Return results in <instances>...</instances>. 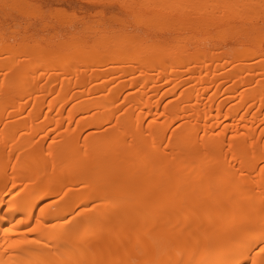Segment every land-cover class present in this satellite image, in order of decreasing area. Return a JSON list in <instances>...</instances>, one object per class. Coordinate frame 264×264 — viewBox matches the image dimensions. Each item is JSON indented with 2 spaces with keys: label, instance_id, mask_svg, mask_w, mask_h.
I'll return each instance as SVG.
<instances>
[{
  "label": "bare ground",
  "instance_id": "1",
  "mask_svg": "<svg viewBox=\"0 0 264 264\" xmlns=\"http://www.w3.org/2000/svg\"><path fill=\"white\" fill-rule=\"evenodd\" d=\"M122 4L132 33L0 48L33 58L0 59V264H264V0Z\"/></svg>",
  "mask_w": 264,
  "mask_h": 264
},
{
  "label": "rangeland",
  "instance_id": "2",
  "mask_svg": "<svg viewBox=\"0 0 264 264\" xmlns=\"http://www.w3.org/2000/svg\"><path fill=\"white\" fill-rule=\"evenodd\" d=\"M124 1L125 0H0V31H2L1 33H4V35L0 33V36L2 35L0 37V48L3 49V47H10L12 49V48L20 47L22 49L26 46H27V48L30 46L31 48H36V49L38 48L39 49L40 47H42V48L46 47V48H48V50H51L52 52H54L52 49H54V47L55 48L57 47V46H55L56 44H58L57 39H60V37L62 36L63 33H65L62 36L63 40H62V38L60 39V41H63V42H68V38H67L68 36H69V38H71L72 36H70V35H73V34L75 35V33H79V34H76L77 35L76 37H73L74 39L71 38L69 40V42H71V44H72L69 46L72 47L73 44L76 45V47H72V49H70V51L71 50L75 51V50H79V49H77V47L79 46V43L81 44L79 47H81L82 44L85 43V41H82L79 38H83V40L86 39V41H87L86 44L88 43V44H90V46H92L93 45L92 41H94L93 40L94 37H97L95 33L93 34V32L94 31L97 32L99 30V28L101 31H102V29L106 28L104 30L107 33L106 35H109L108 33H110V35H112L111 32L120 33L121 29L124 30L126 27L128 28L130 26L129 29H126L128 31V32L126 31V33H132V31L137 28V26H136L137 19H136V22L134 23L135 12H133L132 10H131V12H130V10H127L129 8H127L125 5L122 4V3H124ZM135 2H136V8L139 9L141 6L140 0H135ZM127 11H129V12H127ZM148 15H152V12H149V14H147L146 16H148ZM115 18H117L119 20L123 19L124 21L125 20L126 21L124 23V21L119 22V20H117V22H119V23H117ZM131 18L132 19L134 18L133 21L131 20ZM126 22H130V23H126ZM123 24L124 25L126 24L127 26L124 27ZM120 25H121V27H124V28L119 29ZM117 28L119 30H117ZM132 28H134V29L132 30ZM91 30H92V32H91ZM105 32H104V34H105ZM141 32L142 31H140V33ZM91 34H92V36H91ZM16 35H17V37H16V39H14ZM7 36H9L10 38ZM13 36H14V38H13ZM98 36H100V35H98ZM11 37H12V39H11ZM6 43L9 44V46L5 45ZM18 43L22 47L20 45H18ZM2 45H5V46L2 47ZM67 47H68V45L66 46V48ZM27 48L24 50L28 51L29 49L27 50ZM42 48H41V50H42ZM57 48H59V45ZM69 48L70 47H68L67 49H69ZM19 49H15L18 51H15L13 49V51H15V52H13V56H15V57L19 56L20 57V56L27 54V52L25 53L24 50L20 49V51H19ZM36 49H35V52H36ZM83 49H86V48H83ZM83 49H80V50H83ZM4 50H5V48L1 51H4ZM30 50H32V49H30ZM55 51H57V50H55ZM33 54L35 55V53H33ZM5 55H8V54H5ZM5 55L3 53L2 56H5ZM9 55L6 56V58L9 57ZM11 56H12V54H11ZM13 56L11 58H13L15 60V57H13ZM1 57H0V59H3V61H5L3 64V67L5 65H9V64L13 63V60L10 57H9V59L7 58L8 60H10L8 62H6V60H4V57L3 58H1ZM19 57L18 58L16 57L17 58L16 60H18L19 62L22 61L21 59L25 60L24 58H26V57H24V58L20 57L21 59H19ZM54 57L52 56L51 58H54ZM38 58L39 57H37V59ZM27 59L29 61L33 58H31V59L27 58ZM27 59L25 60L26 62H28ZM59 60L56 59L57 65H59L58 64L60 62ZM72 60H73V62L79 63V65L82 62V61L77 62L76 61L77 57H73ZM11 61H12V63H11ZM47 61L50 62L51 60L49 61L46 59V63H48ZM0 62H1V60H0ZM83 62H85V61H83ZM82 63H81V65H84L87 62H85L84 64H82ZM87 64H89V62ZM28 65H31L30 61L28 62ZM94 69H95V67H94ZM2 70H4V69L2 68ZM2 70L0 68V71H2ZM53 72L54 71H52L51 73H53ZM70 72L73 73L72 71H70ZM55 73L58 74L59 72L55 71ZM72 75H74V74H70L69 75L70 77L68 76V78H72L73 77ZM148 204H149V202H148ZM152 204L153 203H151V205ZM130 214H131V211L129 209H125L124 214H122L120 217V219H121L120 221L126 222L127 220H129ZM186 251H187V249H184L183 247L175 248L172 252L171 257L173 259L174 256H176L177 254H184V253H186ZM128 253H132V252H129V251L124 252V251H121L119 249L117 255L115 257H113L112 259H110L107 264H138L139 260L137 258H131L130 261L125 263V259L128 256ZM132 254H133V256L134 255L139 256V257L142 256V254H141V252H139V250H136Z\"/></svg>",
  "mask_w": 264,
  "mask_h": 264
}]
</instances>
